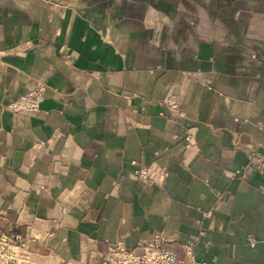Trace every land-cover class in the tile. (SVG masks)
<instances>
[{
    "label": "crops",
    "instance_id": "obj_1",
    "mask_svg": "<svg viewBox=\"0 0 264 264\" xmlns=\"http://www.w3.org/2000/svg\"><path fill=\"white\" fill-rule=\"evenodd\" d=\"M160 233L264 264V0H0V235L96 264Z\"/></svg>",
    "mask_w": 264,
    "mask_h": 264
},
{
    "label": "built area",
    "instance_id": "obj_2",
    "mask_svg": "<svg viewBox=\"0 0 264 264\" xmlns=\"http://www.w3.org/2000/svg\"><path fill=\"white\" fill-rule=\"evenodd\" d=\"M46 84L38 80L35 88L26 95L20 96L10 104V108L15 111H36L40 108L44 100ZM169 106L175 115H181L178 112V106L175 101L170 100ZM187 147L191 145L192 138H186ZM262 167V166H258ZM140 176L147 177V172L141 170ZM171 236L166 233L158 234L154 241L144 247L142 254H136L130 249L123 246H114L111 248L102 260L96 264H182L173 250L170 249ZM22 237L18 234H1L0 235V264H29L22 250L24 249ZM188 254H191L190 246L185 247Z\"/></svg>",
    "mask_w": 264,
    "mask_h": 264
},
{
    "label": "rangeland",
    "instance_id": "obj_3",
    "mask_svg": "<svg viewBox=\"0 0 264 264\" xmlns=\"http://www.w3.org/2000/svg\"><path fill=\"white\" fill-rule=\"evenodd\" d=\"M42 81V80H41ZM44 82V81H43ZM45 83V82H44ZM46 84V86H47V83H45ZM47 90V89H46ZM45 93H46V91H45ZM43 102V101H42ZM37 111V110H36ZM32 112V111H31ZM180 113V112H179ZM181 114V113H180ZM180 116H182V114L181 115H179V117ZM141 170H139V172H140ZM139 176H140V173H139Z\"/></svg>",
    "mask_w": 264,
    "mask_h": 264
}]
</instances>
